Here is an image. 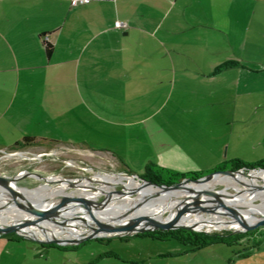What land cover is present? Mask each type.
I'll use <instances>...</instances> for the list:
<instances>
[{"label": "crops", "instance_id": "1", "mask_svg": "<svg viewBox=\"0 0 264 264\" xmlns=\"http://www.w3.org/2000/svg\"><path fill=\"white\" fill-rule=\"evenodd\" d=\"M159 103L162 117L150 110ZM175 123L222 125L214 158L197 171L264 158V0H0V147L31 136L127 168L142 129L145 168L175 169L163 158L183 150ZM191 157L175 158L195 165ZM23 238L0 235V264H264V246L150 247L131 258L105 250L82 263L79 245L18 247Z\"/></svg>", "mask_w": 264, "mask_h": 264}, {"label": "rangeland", "instance_id": "2", "mask_svg": "<svg viewBox=\"0 0 264 264\" xmlns=\"http://www.w3.org/2000/svg\"><path fill=\"white\" fill-rule=\"evenodd\" d=\"M175 97V96H174ZM173 99V97H172ZM161 103V102H160ZM156 107L143 109L148 111H157L158 116L162 117L166 115L167 107ZM169 104H172L170 101ZM171 111V109H169ZM140 126V125H139ZM176 133L181 136L179 144L182 146L181 152L178 154L175 151V156L173 155V148L170 147L165 150L164 157L168 159L171 163L174 162V168L172 170L179 172H194L197 171V166L205 165L210 162L213 157L214 146L219 145L222 133L219 131L222 125L214 124H202L196 125L194 123H175L169 124ZM207 129L206 137H199L200 127ZM141 132V143L139 144H129L128 148L125 150L124 161L129 170L141 175L145 171V165L148 162L149 155L147 152L150 151L148 144L145 142V137ZM213 135L216 137V141L213 139ZM0 178L3 180H11V183L7 185L9 191L14 192L15 190L25 187V188H39V187H56L60 183L61 179H91V185L86 186L85 184H74L66 187L62 192L65 195H59L55 193H47L44 191L34 192L26 195L25 198L33 201L43 200L44 204L51 207L50 202H63L56 209H63L68 211L81 210L85 205L93 206L97 203L103 201L107 198L108 194L112 190L120 191L126 185L127 180H106V179H95L103 174V171L110 173H125V167L120 164L114 157L106 155L104 153H98L91 151L90 149H84L83 147L63 144V143H33L27 145H19L16 147H0ZM156 149V148H155ZM19 151V152H17ZM187 154L194 159L195 165L190 162H186L185 159L175 158L178 155ZM152 157V156H151ZM155 158V157H152ZM157 160V159H155ZM153 168H160L158 165H152ZM210 168V167H202ZM214 168V167H211ZM101 170V171H100ZM200 170V169H199ZM207 170V169H202ZM211 170V169H210ZM248 170V169H247ZM128 174V173H126ZM165 176V174H164ZM49 177V178H48ZM60 178V179H59ZM94 178V179H93ZM245 186L256 188L264 186V178H251L243 181ZM215 191L218 194L222 192H228L227 198L223 200L231 199L232 197L238 196L235 192V187L226 184H216L214 186ZM263 189V188H262ZM221 192V193H220ZM46 193V194H45ZM142 191L139 192H126L125 195L130 198H135L142 195ZM23 195V196H24ZM22 196V197H23ZM238 199L241 201L239 203V208L244 210H249V212L254 213L257 211L258 206L254 203H259L260 199L255 197L251 199H244L240 196ZM80 202V206L76 202ZM40 207L46 209H51L43 205L38 204ZM165 212V215H168ZM184 211L181 215H185ZM176 216L178 215L175 214ZM174 216V215H173ZM218 228V229H216ZM232 228L228 226H218L214 229H210L208 233L213 232H226L231 231ZM17 234V233H16ZM19 235V234H17ZM21 237V235H19ZM24 239V238H23ZM35 241V240H34ZM33 239L25 238L18 243V247H27L29 243L34 242ZM34 245H37L34 242ZM32 245V244H31ZM46 245V244H44ZM78 251L74 253V260H79L80 262L92 261L97 258L99 253L105 250H112L117 252L126 258H131L134 256H139L140 254H146V251L152 247L154 249L162 248L164 250H177L182 247H195L191 243H183L176 239H166L160 240L152 238L149 235L142 234H132L125 236H112V237H102V238H90L80 242ZM253 246L251 243H237V242H214L207 244L202 247H229L230 250H237L241 247H263ZM53 255L57 254H51ZM192 255L190 254L187 258L190 262H193ZM64 264H70V259H63ZM172 262H179L178 259L170 260ZM48 264H54L53 260L48 262Z\"/></svg>", "mask_w": 264, "mask_h": 264}, {"label": "bare ground", "instance_id": "3", "mask_svg": "<svg viewBox=\"0 0 264 264\" xmlns=\"http://www.w3.org/2000/svg\"><path fill=\"white\" fill-rule=\"evenodd\" d=\"M101 171V170H100ZM264 178V169H253L249 174L244 173H228V174H216L206 177L200 181H191L188 183L193 189L201 190L208 195H221L222 199L228 196V192H220L218 194L214 186L216 184H226L235 187L236 194L238 196L231 199L224 200L225 203L232 204L236 207L237 212L249 221L260 217L264 214V186L252 188L245 186L244 180L251 178ZM49 178V177H48ZM60 179V178H59ZM94 179V178H93ZM95 179L106 180H127L126 185L122 190H112L106 199L93 206H84L81 210L68 211L61 208L44 212H35L27 206L17 204L11 196L16 195L23 202H29L32 205H43L48 208H52L55 202H50L51 207L44 204L43 200L33 201L26 199L24 194H31L34 192H48L59 195H65L62 192L66 187L74 184H85L87 187L91 185V179H69L63 178L56 187H39V188H19L14 192L9 191L7 185L11 183V180L0 186V225L12 224L31 221L29 228L22 229L23 233H34L39 237H45L47 235H55L58 237H77L90 229V226L95 223L96 219L116 220L121 217L122 213H125L136 202H139L138 207L131 213L128 221L140 218L142 221L155 220V219H172L177 218L181 221H194L199 228H206L208 230L218 226L228 227H242L243 225L235 219L233 216L225 214L220 211L208 210L206 212L198 211V206L195 201L188 196L187 191L181 188L173 190H164L161 187L144 183L143 181L136 179L134 176L126 173H110L103 171L102 176ZM263 188V189H262ZM142 191V195L135 198H130L125 195L128 192ZM46 192V193H47ZM45 193V194H46ZM14 194V195H12ZM24 195V196H23ZM23 196V197H22ZM243 196L244 199L259 198V203H254L258 206L257 211L250 213L249 210L239 208L238 199ZM80 206V202H76ZM40 207V206H39ZM186 211V214L176 216L178 211ZM168 212V215H165ZM252 214V215H251ZM174 215V216H173ZM39 221L41 224H36ZM43 227H42V226ZM125 227L107 228L102 227L98 232L100 234H111L116 231H124ZM31 231V232H30Z\"/></svg>", "mask_w": 264, "mask_h": 264}, {"label": "water", "instance_id": "4", "mask_svg": "<svg viewBox=\"0 0 264 264\" xmlns=\"http://www.w3.org/2000/svg\"><path fill=\"white\" fill-rule=\"evenodd\" d=\"M248 168L246 167H241L237 169H232V168H225V169H217L213 170L210 172H207L203 175H200L199 177H189L185 176L182 179L178 181H174L172 183H158L155 181H152L150 179L145 178L144 176H141L137 173H130V172H125L128 173L132 176H134L136 179H139L143 181L144 183L155 185L158 187L163 188L164 190H173L177 188L184 189L187 191L188 196L193 199L198 206V211L200 212H206L208 210H216L223 212L225 214L233 216L235 219H237L243 226L242 227H229L232 228L230 231L231 233L234 232H242V231H247L253 228H256L258 226L264 225V214L260 215V217L253 219L249 221L245 217H243L241 214L237 212V209L234 205L225 203L224 200L222 199L221 195H208L204 193L201 190H196L193 189L191 186L188 185L189 182L191 181H200L206 177L216 175V174H228V173H244V174H249L251 170L253 169H264V167H251L247 170ZM11 179V178H10ZM8 180H3L0 178V186H4ZM14 195V194H12ZM11 198L19 205H25L32 209L35 212H44L47 211L44 209V207H39L37 205H32L29 202H23L19 197H16V195L11 196ZM66 203V201L63 202H58L55 204L50 210H55L58 208L62 203ZM139 202H136L130 207L128 211L125 213H122L121 217L116 219V220H105V219H96L95 223L90 226V229L86 231L85 233L77 236V237H58L55 235H47L45 237H39L35 235L34 233H23L21 232L22 229H27L29 228V225H31V221H23L20 223H12V224H3L0 225V235L1 234H6L9 232H14L22 237L33 239L35 241L41 242V243H56L58 245H77L80 242L90 239V238H98V237H112V236H125V235H132L136 234L139 232H144V231H150L154 229H176V228H186V229H192V230H197V231H205L208 232L209 230L206 228H199L194 221H181L176 218L172 219H155V220H147V221H142L140 218H136L133 220H129L128 218L131 216V213L134 212V210L138 207ZM184 211H178V215L180 216ZM252 215V214H251ZM36 224H41L39 221H36ZM42 226V225H41ZM43 227V226H42ZM102 227H107V228H115V227H125L126 230L124 231H116L111 234H100L98 231ZM214 229V228H213ZM218 229V228H216ZM31 232V231H30Z\"/></svg>", "mask_w": 264, "mask_h": 264}, {"label": "trees", "instance_id": "5", "mask_svg": "<svg viewBox=\"0 0 264 264\" xmlns=\"http://www.w3.org/2000/svg\"><path fill=\"white\" fill-rule=\"evenodd\" d=\"M46 48L48 53L51 52V44L46 42ZM233 62L225 63L224 66H228L232 64ZM35 142L34 137L31 136H25L23 141L17 142L14 147L19 145H27V144H33ZM241 167L251 168V167H264V158L260 159L255 162H245L240 159H233L231 161H226L224 163L218 164L213 169L209 171H194L189 173L179 172L172 169L167 168H153L152 165H148L145 168V171L141 174V176H144L147 179H150L152 181L158 182V183H172L174 181H178L182 179L185 176H189L192 178L199 177L200 175H203L207 172L217 170V169H225V168H232L237 169ZM127 172L133 173V171L125 168ZM165 174V176H164ZM7 235L19 237L14 232L6 233ZM4 234V235H6ZM136 234H142V235H149L152 238L160 239V240H166V239H176L178 241H181L183 243H191L195 247H202L210 243L214 242H237V243H251L253 246H260L264 245V225L258 226L256 228L242 231V232H234L231 233L230 231L226 232H213L208 233L205 231H197L192 229H186V228H176V229H154L150 231H144L139 232ZM22 237V236H21ZM102 238V237H98ZM51 245H55L58 247H75L77 245H58L56 243H48Z\"/></svg>", "mask_w": 264, "mask_h": 264}, {"label": "built area", "instance_id": "6", "mask_svg": "<svg viewBox=\"0 0 264 264\" xmlns=\"http://www.w3.org/2000/svg\"><path fill=\"white\" fill-rule=\"evenodd\" d=\"M83 1H85V0H72V3H78V2H83ZM115 25L116 26H124V25H126V22H124V21H122V20H117L116 22H115ZM1 149V148H0ZM17 152H19V151H17Z\"/></svg>", "mask_w": 264, "mask_h": 264}]
</instances>
